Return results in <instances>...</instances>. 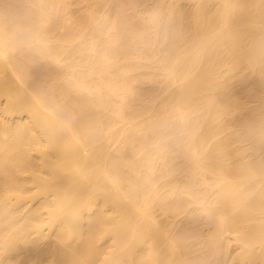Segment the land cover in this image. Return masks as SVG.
Segmentation results:
<instances>
[{
  "label": "bare ground",
  "instance_id": "1",
  "mask_svg": "<svg viewBox=\"0 0 264 264\" xmlns=\"http://www.w3.org/2000/svg\"><path fill=\"white\" fill-rule=\"evenodd\" d=\"M0 264H264V0H0Z\"/></svg>",
  "mask_w": 264,
  "mask_h": 264
}]
</instances>
